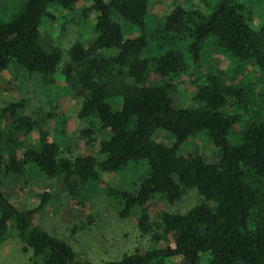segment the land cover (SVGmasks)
Wrapping results in <instances>:
<instances>
[{"label":"trees","instance_id":"1","mask_svg":"<svg viewBox=\"0 0 264 264\" xmlns=\"http://www.w3.org/2000/svg\"><path fill=\"white\" fill-rule=\"evenodd\" d=\"M80 1L24 0L8 20H0V74L17 66L36 75L41 87L56 86L60 51L43 47L40 26L50 17L51 5L68 10ZM90 1L87 14H97L92 41L75 42L60 72L63 96L77 89L84 93L76 116L88 125L81 134L90 144L97 143L96 151L69 157L43 129L33 144L39 120H51L53 114L31 115L24 100L1 108L0 245L17 238L32 264H91L78 260L67 242L37 225L46 193L33 208L20 209L11 197L19 184H28L25 175L31 168L44 179L59 178L73 200L78 188L101 172L146 162L148 170L134 190H119V217L134 218L140 234L152 242L177 237L171 247L144 254L135 250L103 264H167L174 258L187 264H264V89L242 84L250 67L264 74V21L255 19L247 6L250 2L264 9V0H196L201 5L197 9L176 5L151 34L146 29L151 0ZM7 6L3 0L0 12ZM113 16L138 27L141 34L124 38ZM154 36L169 43L186 41V50L147 56L148 40ZM207 45L229 61L222 74L200 64ZM185 53L195 64L190 72ZM183 78L202 107L176 106V87ZM6 115L8 124L3 123ZM238 125L239 143L232 144L228 136ZM157 131L166 132L173 143L157 141ZM99 132L105 134L99 137ZM200 133L218 150L216 162L181 153V146ZM190 190L200 202L187 213L158 210L153 216L160 202L174 204Z\"/></svg>","mask_w":264,"mask_h":264},{"label":"rangeland","instance_id":"2","mask_svg":"<svg viewBox=\"0 0 264 264\" xmlns=\"http://www.w3.org/2000/svg\"><path fill=\"white\" fill-rule=\"evenodd\" d=\"M7 2V10L0 12V20L6 21L10 18V14L20 10L24 0H7ZM2 3L3 0H0V5ZM176 5H182L186 9L201 7L197 5L196 0H151L146 18L147 34L156 30ZM89 6H91L90 0H82L68 10L51 5L47 10L50 17L42 20L41 44L46 50L57 48L60 51L56 86L47 89L41 87L36 75H28L17 66H11L8 71L0 74V109L9 103L24 100L26 112L31 115L53 114L51 120H39L38 128L32 132L33 144L39 139L38 129L47 130L49 138L60 143L63 152L69 157L94 154L97 144H90L88 138L83 137L81 132L88 125L76 116L84 95L83 91L77 89L72 94L63 96L64 77L60 72L68 61V50L75 42L80 41L86 45L92 41V24L97 14L95 12L87 14ZM247 6L255 19L264 21V9L255 7L250 2H247ZM113 19L121 26L124 38H134L141 34L138 27L129 25L122 18L113 16ZM186 47V41L169 43L154 36V39L148 40V52L145 55L158 57L169 49L185 52ZM224 57L226 56L222 53L216 52L213 45H207L201 55L200 64L212 65L222 74L229 65V61ZM185 60L188 65L187 70L190 72L195 64L187 54ZM243 76L245 78L242 84L255 83L258 89H264V74L257 68L250 67ZM176 88V106L202 107V104L194 102V91L189 86L188 79L183 78L182 83H177ZM228 109L239 113L238 109ZM10 121V117L6 115L3 123L8 124ZM239 130L240 125L229 134L230 143H239ZM104 134L99 132V137ZM17 137L23 139L21 133ZM96 138L98 139L97 136ZM154 138L167 145H171L174 141L164 131H157ZM180 151L182 154L202 155L208 163L216 162L219 157L218 150L206 133H200L195 138L187 140ZM147 170L146 162H131L118 172H101L96 180L79 187L77 196L72 200L59 178L44 179L34 168H31L25 175L29 180L28 184H19L11 199L20 209L33 208L39 206L41 196L46 193L44 205L36 216L39 228L67 242L81 262L91 264L117 262L124 255L135 250L144 254L146 251L171 247L177 237V234H172L168 241L152 242L149 236L140 234L134 218L119 217L123 205L119 190L133 191L138 180L143 177L142 175L145 176ZM199 202L200 197L195 191L190 190L174 204L160 202L159 208L153 210V216L158 210L185 214ZM29 256L22 252V243L17 238H11L0 245V264H32ZM167 264H187V262L182 258H174Z\"/></svg>","mask_w":264,"mask_h":264}]
</instances>
